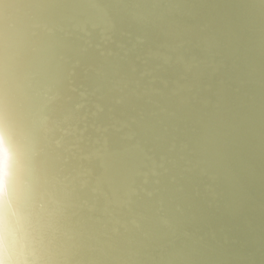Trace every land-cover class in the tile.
Returning a JSON list of instances; mask_svg holds the SVG:
<instances>
[{"label": "water", "instance_id": "obj_1", "mask_svg": "<svg viewBox=\"0 0 264 264\" xmlns=\"http://www.w3.org/2000/svg\"><path fill=\"white\" fill-rule=\"evenodd\" d=\"M0 98V264H264V0H0Z\"/></svg>", "mask_w": 264, "mask_h": 264}, {"label": "bare ground", "instance_id": "obj_2", "mask_svg": "<svg viewBox=\"0 0 264 264\" xmlns=\"http://www.w3.org/2000/svg\"><path fill=\"white\" fill-rule=\"evenodd\" d=\"M29 49L33 52V44H30ZM22 79L25 80V78H22ZM0 120H6L8 123L9 136H10V140L12 141L13 147H15V145H16L15 140H14L15 138H17V141L19 140L21 145L23 146V143L21 140V130H20V123L21 122H19L18 117L15 113V110L12 108V106H10L8 103H6L2 98H0ZM13 172L14 171L12 170V173L9 177L8 184H7L6 188L3 190L2 195H1V199H0L1 202L3 200V204L0 203V214H1L0 235H2V233H4V229H5V223H4L5 217H4L3 213L5 212L4 209L7 206H9V204H8L9 203L8 202L9 201L8 187H9V184L11 181V177L13 178ZM17 211L14 208V213H12V215H14V223H16L18 221ZM14 238L16 239V235L14 236ZM18 251H19V244H18Z\"/></svg>", "mask_w": 264, "mask_h": 264}, {"label": "clouds", "instance_id": "obj_3", "mask_svg": "<svg viewBox=\"0 0 264 264\" xmlns=\"http://www.w3.org/2000/svg\"><path fill=\"white\" fill-rule=\"evenodd\" d=\"M16 161V151L9 136L6 120H0V193L6 188Z\"/></svg>", "mask_w": 264, "mask_h": 264}, {"label": "rangeland", "instance_id": "obj_4", "mask_svg": "<svg viewBox=\"0 0 264 264\" xmlns=\"http://www.w3.org/2000/svg\"><path fill=\"white\" fill-rule=\"evenodd\" d=\"M14 149L16 151V161H15V164L14 165L16 166L18 163H20L18 161V159H19V154L21 153V151H20V149L17 146H15ZM13 171H14V169H13Z\"/></svg>", "mask_w": 264, "mask_h": 264}]
</instances>
